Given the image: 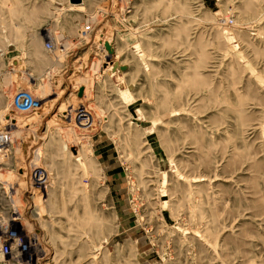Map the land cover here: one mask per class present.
Returning a JSON list of instances; mask_svg holds the SVG:
<instances>
[{
    "label": "rangeland",
    "instance_id": "1",
    "mask_svg": "<svg viewBox=\"0 0 264 264\" xmlns=\"http://www.w3.org/2000/svg\"><path fill=\"white\" fill-rule=\"evenodd\" d=\"M0 132L41 264H264V0H0Z\"/></svg>",
    "mask_w": 264,
    "mask_h": 264
},
{
    "label": "built area",
    "instance_id": "2",
    "mask_svg": "<svg viewBox=\"0 0 264 264\" xmlns=\"http://www.w3.org/2000/svg\"><path fill=\"white\" fill-rule=\"evenodd\" d=\"M90 32L91 27L87 25L80 30V35L82 38H86ZM45 46L50 49V42H46ZM15 100L19 106L27 107L26 111L21 112H28L31 108L38 106L35 107L37 101L29 93L20 92ZM6 136L9 137L7 133L0 132V137ZM5 148L0 151V154ZM3 224L0 222V264H41V259L37 257L36 252L41 247V242L36 240L39 235L33 232L18 231L15 228L11 229L7 223Z\"/></svg>",
    "mask_w": 264,
    "mask_h": 264
},
{
    "label": "bare ground",
    "instance_id": "3",
    "mask_svg": "<svg viewBox=\"0 0 264 264\" xmlns=\"http://www.w3.org/2000/svg\"><path fill=\"white\" fill-rule=\"evenodd\" d=\"M37 101V100H36ZM38 102V101H37ZM39 107V105L36 107V108H31L28 112H30V111H33V110H36L37 108ZM13 113H19V114H25V113H28V112H19V111H17V110H11ZM40 111V110H39ZM40 113V112H39ZM38 113V114H39ZM37 114V115H38Z\"/></svg>",
    "mask_w": 264,
    "mask_h": 264
},
{
    "label": "water",
    "instance_id": "4",
    "mask_svg": "<svg viewBox=\"0 0 264 264\" xmlns=\"http://www.w3.org/2000/svg\"><path fill=\"white\" fill-rule=\"evenodd\" d=\"M71 5H80L82 4V0H69Z\"/></svg>",
    "mask_w": 264,
    "mask_h": 264
},
{
    "label": "crops",
    "instance_id": "5",
    "mask_svg": "<svg viewBox=\"0 0 264 264\" xmlns=\"http://www.w3.org/2000/svg\"><path fill=\"white\" fill-rule=\"evenodd\" d=\"M82 2H84V0H82ZM76 8H79V6H78V7H76Z\"/></svg>",
    "mask_w": 264,
    "mask_h": 264
}]
</instances>
